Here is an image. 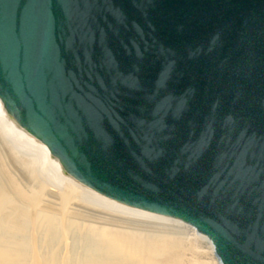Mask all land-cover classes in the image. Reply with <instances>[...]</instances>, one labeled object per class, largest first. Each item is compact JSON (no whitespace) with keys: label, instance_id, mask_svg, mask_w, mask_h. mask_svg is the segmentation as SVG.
Here are the masks:
<instances>
[{"label":"water","instance_id":"95a60500","mask_svg":"<svg viewBox=\"0 0 264 264\" xmlns=\"http://www.w3.org/2000/svg\"><path fill=\"white\" fill-rule=\"evenodd\" d=\"M0 99L84 185L264 264V0H0Z\"/></svg>","mask_w":264,"mask_h":264},{"label":"bare ground","instance_id":"6f19581e","mask_svg":"<svg viewBox=\"0 0 264 264\" xmlns=\"http://www.w3.org/2000/svg\"><path fill=\"white\" fill-rule=\"evenodd\" d=\"M0 264H222L191 225L84 185L0 99Z\"/></svg>","mask_w":264,"mask_h":264}]
</instances>
